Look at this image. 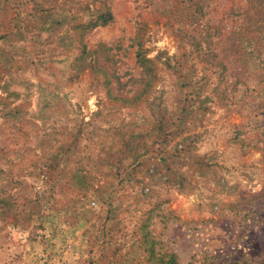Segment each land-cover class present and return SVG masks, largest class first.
I'll use <instances>...</instances> for the list:
<instances>
[{
    "label": "rangeland",
    "instance_id": "obj_1",
    "mask_svg": "<svg viewBox=\"0 0 264 264\" xmlns=\"http://www.w3.org/2000/svg\"><path fill=\"white\" fill-rule=\"evenodd\" d=\"M0 87V264H264V0H0Z\"/></svg>",
    "mask_w": 264,
    "mask_h": 264
},
{
    "label": "crops",
    "instance_id": "obj_2",
    "mask_svg": "<svg viewBox=\"0 0 264 264\" xmlns=\"http://www.w3.org/2000/svg\"><path fill=\"white\" fill-rule=\"evenodd\" d=\"M0 89H1V87H0ZM46 110H48V108H46L45 105L41 104L40 102H34V103H32L31 106H28L25 109V111H27V112L30 111L25 116L28 118H31V119L36 118L37 122L43 121V118L40 117L39 114H36V112H41V111H46ZM3 122H4V119H2V117H0V126L2 125Z\"/></svg>",
    "mask_w": 264,
    "mask_h": 264
}]
</instances>
